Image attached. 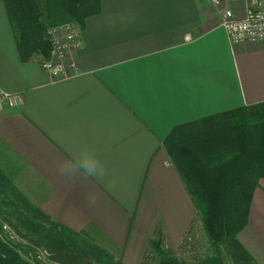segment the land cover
<instances>
[{
	"label": "crops",
	"instance_id": "1",
	"mask_svg": "<svg viewBox=\"0 0 264 264\" xmlns=\"http://www.w3.org/2000/svg\"><path fill=\"white\" fill-rule=\"evenodd\" d=\"M244 6L100 0L81 29L80 73L52 81L36 57L20 60L0 0V89L24 100L0 112V171L42 213L100 238L122 264H142L157 233L179 246L197 215L163 140L175 126L264 102V41L233 44L220 26L224 7L240 17ZM83 148L103 162L102 181L58 173ZM93 192L100 197L89 204ZM237 238L264 264V179Z\"/></svg>",
	"mask_w": 264,
	"mask_h": 264
},
{
	"label": "trees",
	"instance_id": "2",
	"mask_svg": "<svg viewBox=\"0 0 264 264\" xmlns=\"http://www.w3.org/2000/svg\"><path fill=\"white\" fill-rule=\"evenodd\" d=\"M2 1L22 62L46 57L49 27L74 23L81 30L88 17L100 12V0ZM163 145L189 193L211 254L203 261H178L162 248L157 233L148 250L156 252L158 264H260L237 235L248 222L253 191L264 179V102L175 126ZM3 220L25 245L3 237ZM85 237V231L42 213L0 171V264H31L23 255L27 248L39 247L61 264H122Z\"/></svg>",
	"mask_w": 264,
	"mask_h": 264
},
{
	"label": "built area",
	"instance_id": "3",
	"mask_svg": "<svg viewBox=\"0 0 264 264\" xmlns=\"http://www.w3.org/2000/svg\"><path fill=\"white\" fill-rule=\"evenodd\" d=\"M212 4L215 7L225 6V0H212ZM220 26L233 44L264 41V0H245L244 12L240 17L235 16L232 9L224 7ZM46 38L49 49L46 57L37 58L40 67L48 73L52 81H62L77 76L80 71L75 55L82 45L80 28L74 23L49 27ZM184 39L190 41L192 38L186 34ZM23 102L21 93H8L0 89V112L17 110ZM189 231L179 245L181 251H189L191 248L193 238ZM2 235L5 239L16 242L17 237L14 232L5 224L2 225ZM19 241L25 245L24 241ZM26 250L28 253L23 256L31 264H61L50 260L48 253L43 249L27 248Z\"/></svg>",
	"mask_w": 264,
	"mask_h": 264
},
{
	"label": "rangeland",
	"instance_id": "4",
	"mask_svg": "<svg viewBox=\"0 0 264 264\" xmlns=\"http://www.w3.org/2000/svg\"><path fill=\"white\" fill-rule=\"evenodd\" d=\"M9 180H10V178H9ZM10 182L13 184L12 180H10ZM3 207L4 206H2L1 210H4ZM3 224L9 226L6 223V221H4V220L2 221V225ZM9 228L11 229L10 226H9ZM188 231L190 233V236H192V238H193V240L191 242L192 245H191V248L189 251L188 250L187 251L186 250L181 251L179 246H176V247L170 246L168 244V242H166V240L162 237L160 238L161 246L163 249L168 250L171 253V255L178 261L190 262V263L203 261L207 256H209L211 254V248L207 242V239H206L205 234L203 232V229L201 227V223H200L198 216H197L196 220H194V222L190 225V228H188ZM17 238H16V242L20 243V241H19L20 239H17ZM84 240L87 242H90V243H94L97 246H99L100 248L105 250V248H103L101 246V243H100L101 240L98 237H91V236L89 237L88 236L87 238L85 237ZM38 249H43V248L39 247ZM105 251H107V250H105ZM107 253L109 254V256L111 258H113L112 254L110 252L107 251ZM158 262H159V259H158L156 252L152 251V250H148V252L145 254V257H144L142 264H158Z\"/></svg>",
	"mask_w": 264,
	"mask_h": 264
},
{
	"label": "clouds",
	"instance_id": "5",
	"mask_svg": "<svg viewBox=\"0 0 264 264\" xmlns=\"http://www.w3.org/2000/svg\"><path fill=\"white\" fill-rule=\"evenodd\" d=\"M57 171L60 175L65 176L68 179L80 178L82 180H88L95 178L98 181H102L105 177V166L103 162L96 156V154L83 148L79 154L71 161H62L57 165ZM115 185H110V190L114 189ZM100 193L93 192L86 197L89 204H95L99 199Z\"/></svg>",
	"mask_w": 264,
	"mask_h": 264
}]
</instances>
